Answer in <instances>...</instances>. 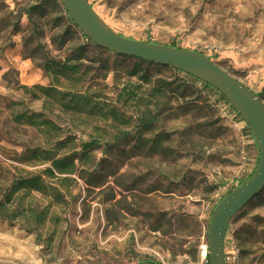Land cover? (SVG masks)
Wrapping results in <instances>:
<instances>
[{
  "label": "rangeland",
  "instance_id": "obj_1",
  "mask_svg": "<svg viewBox=\"0 0 264 264\" xmlns=\"http://www.w3.org/2000/svg\"><path fill=\"white\" fill-rule=\"evenodd\" d=\"M36 1L0 0V198L13 179L48 165L22 161L49 145L36 129L15 124L13 113H41L60 127L50 140L74 138L77 152L81 142L100 145L64 182V203L20 192L6 207L15 216L0 219V264H200L214 205L256 166L245 123L184 72L141 62L140 74L174 83L152 95L151 84L130 75L137 60L112 52H105V77L93 55L83 61L84 84L130 116L125 124L44 104L23 86H49L43 58L63 59L75 41L52 43L62 33L53 15L28 20L24 12ZM87 1L124 36L209 57L264 104V0ZM29 206L42 213L41 223L28 219ZM224 242L240 264H264V188L230 220Z\"/></svg>",
  "mask_w": 264,
  "mask_h": 264
},
{
  "label": "trees",
  "instance_id": "obj_2",
  "mask_svg": "<svg viewBox=\"0 0 264 264\" xmlns=\"http://www.w3.org/2000/svg\"><path fill=\"white\" fill-rule=\"evenodd\" d=\"M24 13L27 15L28 20H32L34 15H37L39 18L45 15L54 16L53 21L57 22V26L62 27V33H57L51 38L52 43L55 45H64L66 42L64 38L66 36L69 37L70 41H75V44H73L75 47H73L71 52L63 59L48 58L47 56L43 58L40 67L44 74L50 79V85H34L30 88L23 86L25 91L32 92L33 89H36L38 92H33L32 94L34 98L42 97L44 104L52 107L56 106L63 113H71L87 118H98L103 121L118 120L121 124H125L127 119L131 118L130 116H126L125 112L121 111L119 107L108 104L106 100L103 99L101 93L90 91V88L84 84L89 70L83 65V61L89 60L90 54L93 55L95 60L100 64L99 69L103 71L102 76L105 77L108 70L105 52L109 51L94 45L79 31L68 16L61 0H37L35 3L29 5ZM168 45L175 46L174 44ZM135 59L137 62L134 64L130 75L132 77H137L139 81L145 84H151L152 95L156 93L165 94L169 91H173V82L164 79L152 81L151 78L145 74H140L141 62L150 65L156 63L138 58ZM174 70L176 73L182 72L177 69ZM187 75L194 81L200 82L204 89L213 91L220 99L226 101L236 113L239 120L243 121L220 91L189 74ZM176 87L179 88L180 85ZM256 94L261 98L260 93ZM41 116V113L35 112L27 114L26 112L18 111L12 114V120L15 124L32 127L41 135L45 136L49 147L29 150L28 154L22 159L23 162L33 165L48 164L45 168L37 173H29L28 175L17 177L5 188L0 198V219L8 221L9 223H12L9 219H12L15 215L7 216L5 214L7 211L6 207L14 202L20 192H22L23 195L35 193L43 196H51L58 204L64 203V191H66L63 186L64 182L68 180L70 175H75L78 172V167H80L79 170H81V167L93 161L88 151L100 145L96 140L81 142L80 152H77L74 138L68 136L64 139L54 138V140H50L52 136H59L60 127L49 119L41 118ZM143 117L144 119H140V124L147 125V121H149L150 118L145 116V114ZM245 129L253 139L246 125ZM51 130L55 132L54 135H51ZM254 146L257 147L255 141ZM251 173L243 178L239 184L248 178ZM58 186H61V188ZM17 207V213H19V205ZM27 211L29 212L28 219L32 220L33 223H41L43 221L41 212H37L30 206L27 208Z\"/></svg>",
  "mask_w": 264,
  "mask_h": 264
},
{
  "label": "water",
  "instance_id": "obj_3",
  "mask_svg": "<svg viewBox=\"0 0 264 264\" xmlns=\"http://www.w3.org/2000/svg\"><path fill=\"white\" fill-rule=\"evenodd\" d=\"M79 31L109 52L170 66L220 91L250 130L258 148L251 175L214 206L207 230V264H224V237L233 216L264 188V104L246 84L229 75L209 57L185 48L146 42L111 29L87 0H61Z\"/></svg>",
  "mask_w": 264,
  "mask_h": 264
},
{
  "label": "built area",
  "instance_id": "obj_4",
  "mask_svg": "<svg viewBox=\"0 0 264 264\" xmlns=\"http://www.w3.org/2000/svg\"><path fill=\"white\" fill-rule=\"evenodd\" d=\"M223 252H224L223 253L224 264H240L238 252L234 246L227 248L224 242ZM207 255H208L207 244L202 243L199 246L200 264H207Z\"/></svg>",
  "mask_w": 264,
  "mask_h": 264
}]
</instances>
